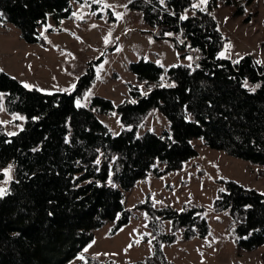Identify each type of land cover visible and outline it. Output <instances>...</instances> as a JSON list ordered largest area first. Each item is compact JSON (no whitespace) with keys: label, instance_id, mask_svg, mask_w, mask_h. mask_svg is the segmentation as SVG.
<instances>
[{"label":"trees","instance_id":"trees-1","mask_svg":"<svg viewBox=\"0 0 264 264\" xmlns=\"http://www.w3.org/2000/svg\"><path fill=\"white\" fill-rule=\"evenodd\" d=\"M73 1L0 0V24L11 23L25 41L40 42V27L49 16L57 21L69 17ZM196 1L129 2L142 13L150 31L170 38L181 56L195 47L202 56L197 65L170 66L166 83L158 62L144 57L132 61L129 68L137 82L128 84V96L119 102L94 94L89 105L77 107L76 99L94 84L93 64L71 91L26 88L0 69V107L25 115L24 127L13 136L0 123V177L9 162L16 163L15 177L0 196V264H66L94 239L96 229L112 220L115 231L133 211L144 212L149 229L144 237L151 239L152 252L124 261L86 252L85 260L74 264H188L169 258L163 246L207 235V208L158 203L150 193L127 207V192L150 174L181 169L197 155L192 142L197 137L229 155L264 165V61L251 53L221 58L226 37L212 12L218 0H209L206 11L193 10ZM254 1L224 3L232 17L245 15L248 21L255 10L247 6ZM155 109L167 117L169 130L139 132ZM112 113L123 123L117 134L99 117ZM258 172L264 175V168ZM217 181L221 186L212 209L230 217L228 237L239 249L264 244V192L233 178Z\"/></svg>","mask_w":264,"mask_h":264},{"label":"rangeland","instance_id":"rangeland-1","mask_svg":"<svg viewBox=\"0 0 264 264\" xmlns=\"http://www.w3.org/2000/svg\"><path fill=\"white\" fill-rule=\"evenodd\" d=\"M104 2L115 7L101 11L102 5L89 4L87 0H74L72 13L82 14L84 18L76 19L71 14L57 21L49 16L47 23L40 27L43 35L40 42L36 43L25 41L13 24H0V69L12 74L24 84L36 86L44 91H71L72 86L92 64L96 77V69L103 64L99 73L100 79L95 78L94 84L86 94L76 99L81 105H89L94 94L110 97L115 102L127 97L128 84L137 82L129 65L141 57L152 59L163 66L164 83L170 66L179 62L192 65L199 63L202 56L200 48H191L187 54L181 56L170 38L156 37L150 31L142 13L129 7V0ZM247 8L255 10L252 19L248 21L244 19L245 15L232 17L231 8L224 0H218V5L212 10L226 37L225 45H232L225 55L238 59L245 53H251L257 60L264 61V45L261 44L264 40V0H255ZM114 11L124 13L122 19L117 20ZM92 12L96 15H91ZM49 25L51 27H48ZM109 32L111 42L105 45L103 38ZM223 51L225 48L221 52ZM100 56H103V59L95 62ZM189 56L192 57L191 60L187 59ZM141 88L147 91L143 85ZM99 117L108 124L114 134L119 133L123 127L118 114H99ZM0 118L9 122L5 123L8 133H16L24 127L25 115L20 112L9 113L3 109L0 111ZM169 128L167 117L155 109L139 126V132L152 130L163 134ZM192 142L198 151L197 155L186 161L179 170L161 176L150 174L147 178L137 181L126 194V206H132L150 193L158 203H170L177 207L184 203L201 204L207 208L205 213L211 224L207 235L192 239L180 238L174 243L164 244L167 256L176 263L264 264V244L253 250L239 249L228 237L227 226L230 217L225 212H215L212 209L213 198L221 186L217 181L220 177L236 179L246 186L256 187L264 192V175L258 172V168H264V165L229 155L222 149L209 146L201 137L194 138ZM9 165L13 179L16 163L11 161L3 169ZM6 180L3 173L0 177V187L7 192L11 180L5 182ZM114 222L108 221L96 229L94 239L85 246L92 245L87 252L104 259L124 261L144 257L153 251L152 241L149 244L151 239L144 237L149 229L143 211H133L129 221L115 231ZM137 240L140 242L135 243ZM84 248L66 264L79 262L80 254L86 253Z\"/></svg>","mask_w":264,"mask_h":264},{"label":"snow or ice","instance_id":"snow-or-ice-1","mask_svg":"<svg viewBox=\"0 0 264 264\" xmlns=\"http://www.w3.org/2000/svg\"><path fill=\"white\" fill-rule=\"evenodd\" d=\"M87 2H88L89 4H93V3H94V4L102 5L101 11H103L104 9H113V8L115 7V6L112 5V4L105 3L104 0H87ZM129 2H131V0H129ZM164 2H165V0H160V3H161V4H163ZM208 3H209V0H198V2H193L192 5H191V7H192L193 10H195V9H199V10H201V11H206V7H205V6H206ZM124 7L126 8L127 6L124 5ZM113 14L115 15V17H116L117 20L122 19L123 15H124V13H121V12H115V11H114ZM2 15H3V14L0 13V16H2ZM91 15H96V13H95V12H92ZM72 17H74V18H76V19H81V20L84 18V16H83L82 14L78 15L76 12H73V13H72ZM187 18H188L187 16H181V17H180V19H187ZM61 23H63V22L61 21ZM48 27H51V26L49 25ZM92 27H97V25H92ZM41 35H43V33H41ZM167 35H172V33H167ZM110 37H111V32H109L108 35H106V36L103 38V39H104V43H105V45H107V44H109V43L111 42ZM45 38H46V37H45ZM77 38H78V37H77ZM78 39H79V38H78ZM117 39H118V38H117ZM231 47H232V45H231L230 43L226 44V45L224 46L225 51L219 53V56H220L221 58H227L225 54L228 52V50L231 49ZM119 50H120V49L118 48L117 51H119ZM101 55H103V53H101ZM187 59L191 60L192 57L189 56V57H187ZM235 63H239V61H235ZM257 63H259V61H257ZM188 67H191V65H188ZM102 69H103V64H100L99 67L96 69V71H97V77H96V78H97V79H100V75H99V73H100V71H101ZM161 80H163V77H161ZM245 83H246V82H245ZM161 86H163V85H161ZM168 86H169V87H172V86H174V85H168ZM24 87H26V88H31L32 86L29 85V84H27V83H25V84H24ZM72 87L74 88L75 85H73ZM89 94H90V93H89ZM3 95H4L3 93H0V97H2ZM132 102L135 103V101H132ZM76 104H77V107H80V106H81L79 100L76 101ZM0 110H2V107H0ZM112 115H115V113H112ZM15 118L23 119V117H15ZM0 123H9V122H8V121H0ZM8 135H9V136H13V135H16V133H15V132H10V133H8ZM96 163L99 164L100 161L97 160ZM10 170H11V165H9L8 168L3 169V173H4L5 177L7 178V180H6L5 182L10 181V180L12 179V177H11V175H10ZM109 182H111V181H109ZM220 191L223 192L224 189H220ZM5 194H6V189L0 187V196H3V195H5ZM217 219H218V218H217ZM134 231H135V230H134ZM139 242H140L139 240L135 241V243H139ZM93 243H94V241H93ZM149 244H151V240H149ZM91 246H92V245L89 244L87 247L84 248L83 251H84V252H87V251H88V248H90ZM209 246H211V245H209ZM129 247H131V245H129ZM125 251H127V249H125ZM105 255H107V253H105ZM113 255H115V254H113ZM79 259L82 260V261L85 260V256H84L83 253L80 254Z\"/></svg>","mask_w":264,"mask_h":264}]
</instances>
